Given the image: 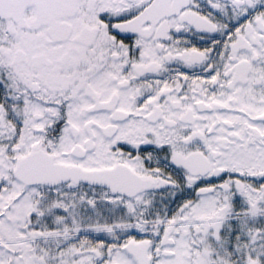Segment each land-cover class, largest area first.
<instances>
[{
  "label": "snow or ice",
  "instance_id": "6c2138e0",
  "mask_svg": "<svg viewBox=\"0 0 264 264\" xmlns=\"http://www.w3.org/2000/svg\"><path fill=\"white\" fill-rule=\"evenodd\" d=\"M0 264H264V0H0Z\"/></svg>",
  "mask_w": 264,
  "mask_h": 264
}]
</instances>
